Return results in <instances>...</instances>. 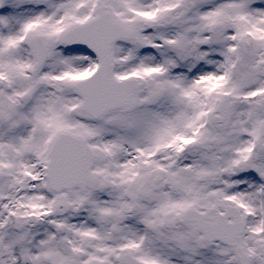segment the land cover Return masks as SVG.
Instances as JSON below:
<instances>
[{"label":"snow or ice","instance_id":"obj_1","mask_svg":"<svg viewBox=\"0 0 264 264\" xmlns=\"http://www.w3.org/2000/svg\"><path fill=\"white\" fill-rule=\"evenodd\" d=\"M0 264H264V0H0Z\"/></svg>","mask_w":264,"mask_h":264}]
</instances>
